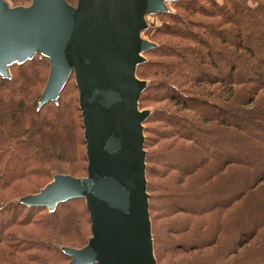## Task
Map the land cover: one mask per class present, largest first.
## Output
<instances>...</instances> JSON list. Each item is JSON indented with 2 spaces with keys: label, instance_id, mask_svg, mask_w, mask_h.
<instances>
[{
  "label": "trees",
  "instance_id": "1",
  "mask_svg": "<svg viewBox=\"0 0 264 264\" xmlns=\"http://www.w3.org/2000/svg\"><path fill=\"white\" fill-rule=\"evenodd\" d=\"M165 7L146 15L158 25L141 31L153 46L135 69L145 81L138 108L149 109L143 134L155 260L264 264V0ZM40 54L0 75V264H64V249L83 247L91 235L83 198L53 209L22 202L55 175L81 176L87 166L74 75L40 106L50 68ZM158 242L161 261L174 257L168 263L159 262Z\"/></svg>",
  "mask_w": 264,
  "mask_h": 264
},
{
  "label": "water",
  "instance_id": "2",
  "mask_svg": "<svg viewBox=\"0 0 264 264\" xmlns=\"http://www.w3.org/2000/svg\"><path fill=\"white\" fill-rule=\"evenodd\" d=\"M171 0H0V75L8 67L46 55L50 68L40 106L55 101L71 74L84 128L86 175L57 174L27 206L53 209L83 198L91 235L81 248H65L64 264H158L145 177L143 122L138 108L145 81L135 75L153 44L141 37L145 16Z\"/></svg>",
  "mask_w": 264,
  "mask_h": 264
},
{
  "label": "rangeland",
  "instance_id": "3",
  "mask_svg": "<svg viewBox=\"0 0 264 264\" xmlns=\"http://www.w3.org/2000/svg\"><path fill=\"white\" fill-rule=\"evenodd\" d=\"M75 2H76V0L74 1V3H73V5H75ZM31 3V0H29V1H27L26 3H24V4H18V5H15V6H27V5H29ZM167 3V2H166ZM165 3V4H166ZM9 5L11 6V3H9ZM158 19H157V17H154V16H145V21L148 23V25H149V30H147V33H152L153 31H154V28L158 25V21H157ZM141 36H142V38L143 39H145V40H148V37H147V35L145 34V33H143L142 32V34H141ZM41 52H39V51H35V53H34V55L33 56H35L36 58H41L42 56H41V54H40ZM75 79H71L70 80V85H72V83L74 82L75 83V81H74ZM71 90V89H70ZM69 90V92L72 94H75V91L73 90V92H72V90L70 91ZM69 93V94H70ZM163 105H164V103L163 102H161V103H159L158 104V107H163ZM157 105H152L151 107H156ZM151 107H149V108H151ZM144 110V109H143ZM146 110H149V109H146ZM61 174H63V173H61ZM86 175V173H82V175L81 176H77V177H83V176H85ZM52 181V180H51ZM50 181V182H51ZM49 182V183H50ZM48 184V183H47ZM46 184V185H47ZM45 185V186H46ZM161 239H163V237H161ZM164 242V241H163ZM160 245H161V243H156V254L158 255V259H159V262L160 263H168L170 260H169V258H171V259H173L174 257L173 256H170L168 259H164L163 261H161L160 260V251H159V247H160ZM154 255V254H153ZM172 255V254H171ZM174 255H178V254H174ZM179 257V256H178ZM180 257H183V256H180ZM155 258V257H154ZM69 261V260H68ZM67 261V262H68ZM66 263V262H65Z\"/></svg>",
  "mask_w": 264,
  "mask_h": 264
}]
</instances>
